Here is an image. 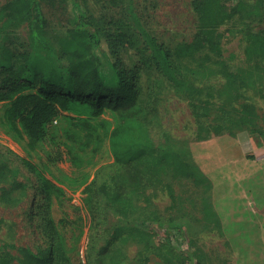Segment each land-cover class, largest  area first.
Wrapping results in <instances>:
<instances>
[{
    "label": "trees",
    "instance_id": "16d2710c",
    "mask_svg": "<svg viewBox=\"0 0 264 264\" xmlns=\"http://www.w3.org/2000/svg\"><path fill=\"white\" fill-rule=\"evenodd\" d=\"M45 1L7 0L0 5V101L9 100L10 121L19 122L31 141L42 139L46 125L63 111L90 117L105 110L114 113L116 124L109 136L113 163L88 188L96 190L98 217L87 264H205L196 252L195 234L221 230L207 199L201 200L202 219L184 212L164 217L152 209L136 218L137 224L130 221L133 213L148 207L138 202L147 199L144 190L159 185L164 172L210 188L208 178L178 151L156 148L149 123L164 92L171 89L187 103L197 124L195 139L232 134L244 127L264 141L260 124L264 117L256 106L247 100L237 107L225 102V95L235 101L247 91L264 99V30L253 29L240 18L243 55L249 66L234 68L223 57L218 27L240 15L238 0H191L194 30L168 40L147 28L135 0H97L98 14L69 0L75 9L70 26L52 39L42 9ZM20 26L26 27L24 43L10 47L2 41ZM121 52L133 56L129 64ZM1 159V179H7L6 171L12 177V185L0 188V202L5 205L13 200L16 187L11 186L21 185L20 170L7 158ZM24 163L32 169L30 162ZM34 188L43 195L46 214L48 193L41 182ZM167 188L174 202L172 189ZM45 222L49 230L45 247L33 251L0 241V264H67L51 218L45 216ZM128 242L138 245L132 260L123 252Z\"/></svg>",
    "mask_w": 264,
    "mask_h": 264
},
{
    "label": "rangeland",
    "instance_id": "374dc122",
    "mask_svg": "<svg viewBox=\"0 0 264 264\" xmlns=\"http://www.w3.org/2000/svg\"><path fill=\"white\" fill-rule=\"evenodd\" d=\"M5 1L0 0V5ZM77 1L93 14L101 10L97 0ZM190 1L135 0L134 6L147 28L160 39L168 40L189 36L194 30ZM238 1L242 6L240 15L220 25L218 33L226 62L234 68H247L239 25L245 19L253 29L264 30V0ZM42 9L52 39L70 26L75 10L69 0H48L42 3ZM25 40V26L2 37L10 47H19ZM55 43L56 40L54 47ZM121 57L127 64L133 58L127 52H121ZM242 100L252 102L259 116L264 117V99L257 94L247 91L235 101L225 95V102L235 107ZM9 104V100L0 101V161L2 157L7 158L19 168L17 180L21 185L11 186L9 171L5 173L7 179L0 177V188L9 183L11 188L16 187L12 190V202L5 205L0 202V241L23 245L33 251L45 247L49 232L45 216H48L57 231L55 241L66 255L67 264H87L88 243L98 217L96 190L88 188L93 181L98 183L113 163L109 136L116 117L110 110L96 117L63 111L46 125L42 139L31 141L19 122L10 121ZM260 124L264 125V119ZM196 126L184 98L169 89L164 92L148 129L157 149L178 151L208 178L210 188L197 187L190 179L173 178L164 172L160 184L145 189L147 199L138 202L148 207L133 213L130 221L137 224L140 220L136 218L152 209L164 217L172 212H184L202 219L201 200L205 198L219 217L221 230L195 234L196 252L202 254V262L264 264V141L244 127L232 134L195 139ZM25 160L32 169H28ZM39 182L49 197L46 214L42 207L43 195L34 188ZM167 186L172 189L174 202ZM179 240L184 241L181 237ZM137 249L138 245L133 242L123 246L129 260L134 258ZM12 252L16 254L15 250Z\"/></svg>",
    "mask_w": 264,
    "mask_h": 264
}]
</instances>
